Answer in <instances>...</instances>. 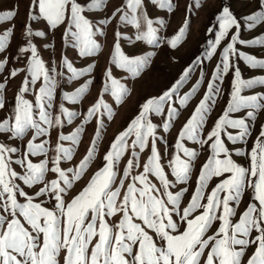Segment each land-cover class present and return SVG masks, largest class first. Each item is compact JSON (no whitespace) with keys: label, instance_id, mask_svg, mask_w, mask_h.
Listing matches in <instances>:
<instances>
[{"label":"snow or ice","instance_id":"1","mask_svg":"<svg viewBox=\"0 0 264 264\" xmlns=\"http://www.w3.org/2000/svg\"><path fill=\"white\" fill-rule=\"evenodd\" d=\"M109 0H30L22 43L12 58L26 59L23 68L8 70V77L0 83V110L5 109L4 90L9 79L26 73L15 96L11 114L0 119V135L6 141H20L22 148L0 142V264H264V125L250 151L235 149V155L246 157L247 167L232 158L226 140L233 145L244 144L251 135L250 121L258 111H264V93L243 95L246 89L264 86V76L242 78L234 58L253 68L264 69V59L239 51L238 45L264 47V34L251 40L240 38L242 22L229 6H222L215 15V23L208 33L204 59L212 60L219 52V61L208 79L206 90L190 116L179 129L174 153L168 160L169 178L162 163L158 142L167 141L158 129L168 133L205 82L203 60L194 58L179 77L160 94L147 97L137 114L112 140L102 157L103 166L90 177L86 186L73 196L68 193L84 177L95 159L103 117L113 116V108L106 99L109 95L117 105L123 104L131 89L117 79L111 66L137 79L150 67L154 51L129 55L122 48V40L159 47L158 32L165 26L162 18H150L146 0H123L110 16L94 23L90 16L106 9ZM258 8L243 17L249 30L264 24V0H256ZM159 9L174 11L173 0H150ZM17 16L15 9L0 11V25ZM116 20L119 25L132 26L134 39L120 30L114 31V42L109 65L103 77L101 91L87 108L82 124L70 134L58 135L55 147L48 139L51 130L72 124L80 113L70 111L63 103L53 115L58 88V77L63 71L49 67L41 57L36 38H47L48 31L62 29L63 46L77 50L79 57H92L101 52L97 36L104 35L99 26ZM33 22L43 23L44 29L34 30ZM99 25V26H98ZM218 25V28H217ZM189 29L186 19L166 44L177 49ZM233 29L236 31L233 32ZM15 26L0 33V73L9 58L4 55L11 48ZM54 48V43L44 45ZM55 62H53L54 64ZM60 68L70 73V81L85 82L72 92L63 93V100L79 103L93 84L95 63L77 68L67 55H62ZM199 68V78L191 88L182 89ZM232 72L230 99L222 114L205 133L208 118L221 94L224 79ZM39 82V87L37 84ZM32 92L34 102L25 98ZM247 110L246 116L233 118L232 113ZM159 117L160 122H154ZM96 121L95 136L86 154L75 167H62L71 161L81 142L84 125ZM231 130H237L233 134ZM31 134L30 138H25ZM186 142L207 146L210 152L200 167L196 186L189 202L182 206L188 188L173 191L177 185L188 184L200 152L186 146ZM150 153L142 163L140 154ZM54 155L49 156V152ZM129 156L122 174L121 160ZM40 158L34 162L32 158ZM17 167L22 171H17ZM49 174L54 178L48 179ZM152 178L158 181L153 183ZM220 178L207 192L209 182ZM127 181V184H126ZM37 188L34 194L25 190ZM250 190V201L238 214L242 198ZM20 198H23L21 200ZM46 198V199H41ZM53 202L52 207L45 206ZM174 217H178V220ZM108 218H116L109 222ZM251 249V251H250Z\"/></svg>","mask_w":264,"mask_h":264},{"label":"rangeland","instance_id":"2","mask_svg":"<svg viewBox=\"0 0 264 264\" xmlns=\"http://www.w3.org/2000/svg\"><path fill=\"white\" fill-rule=\"evenodd\" d=\"M30 0H0V11L15 9L17 11V16L15 19L9 23L0 25V33L8 27L15 26V36L11 41V48L4 54L9 58V64L6 70L3 73H0V83L5 81V78L8 77V70L13 68H23L26 65V59L22 58L19 61H15L12 58L16 55L17 47L22 43V31L23 26L26 23V16L29 8ZM123 0H109L105 10L99 12L96 15L90 16V19L94 23H97L100 19L107 18L115 10L116 7L121 6ZM174 11L171 13L166 9L162 10L153 6L150 3V0H146V10L150 18L157 19L162 18L165 21V26L158 32L159 47L149 46L141 42H137L135 45H131L128 41L122 40V48L129 55H140L148 51H154L156 55L152 58L150 67L142 74V77L137 79H132L128 77L127 80L123 78L127 76L126 73L115 68L114 66L109 65L110 54L114 42V31L120 30L123 35L131 36L134 39L135 29L128 25H119L116 20L107 26H99L103 29L104 35L97 36L98 42L101 44V52L92 57L81 58L78 55V52L73 47L63 46L61 41L62 29L58 31H48L47 38H36L34 43L37 44V47L40 51L41 57L45 60L46 64L51 68L55 66L57 71H63L65 74L63 77H58V88L56 91V99L53 106V115L55 116L59 112V105L64 104L66 108L70 111H75L80 113L72 124L65 123V126L61 128H56L51 130L50 136L43 137L42 139H48L52 148L55 147L58 135L62 132L67 135L75 130L76 127L82 124L83 115L86 113L88 107L96 100L98 93L101 91L103 84L104 72L108 67H112L113 74L117 79H122V82L126 83L129 89H131V94L127 97L123 104L117 105L115 101L109 96L105 95L106 101L112 105L113 116L111 119L107 118V115L103 117L104 128L101 130V140L98 144V150L95 159L89 166L87 174L82 177L80 181L74 184L73 189L68 193L67 199H70L78 194L84 186H86L90 177L103 166L102 157L106 154L107 150L110 147V144L114 137L119 134L130 122V120L137 114L138 106L149 96L158 95L162 90H165L169 87L181 74L182 70L188 66V64L197 56H200L204 61L200 67H203L205 70V82L201 86L200 91L190 102V105L186 109H181L180 117L174 122L173 128L168 132L164 133L162 129H158V135L164 136V139L167 141L158 142V148L162 154V163L165 166L166 171L169 172V178L174 180V177L170 174V169L167 168L168 160L171 159L172 154L174 153V144L177 138L179 129L182 127L183 123L190 116L195 105L198 103L199 99L202 98L204 91L206 90V85L208 79L211 78V73L215 67V64L219 61V52L224 46L223 43L221 48L217 50L216 56L212 60L204 59V54L208 49V40H214V33H208L207 29L215 23V15L220 11L222 6H229L238 19L242 22V27L240 29V38L244 40H251L254 37L264 34V24L258 25L255 29L249 30L246 24L243 23V17L247 16L251 12L255 11L258 8V3L256 0H173ZM188 20L189 29L186 33V38L183 43L177 48L172 49L166 44V40L171 38L176 34L178 29L183 25L185 20ZM34 30H41L45 28L43 23L33 22ZM218 28V25H217ZM236 30L233 29V32ZM54 43V48H45V44ZM238 49L245 54L252 55L258 59H264V47L261 46H244L238 45ZM62 55H67L70 60L73 61L74 66L77 68L86 67L90 63H95L96 68L92 73L94 77L93 84L90 86L89 92L86 94L79 103L73 104L68 101L63 100V93L72 92L77 87H80L86 78H81L79 81H70L68 79L70 73L66 69L60 68V60ZM53 62H55L53 64ZM234 63L237 67L240 68L242 73V78L251 79L254 77L264 76V69H253L249 67L246 62L239 59V57L234 58ZM26 73H20L17 77L9 79L4 90L3 96L5 100L6 107L3 110H0V119H3L11 114L12 109L15 105V96L18 92V89L21 85V82ZM199 78V68L193 72L191 79L182 89V93L188 91L195 81ZM234 78L233 73L230 72L224 79L223 84L218 83V86L221 88V94L217 98V103L214 106L209 118L208 123L205 128V133L210 130L215 120L222 114L223 110L227 106V102L230 99L231 92V80ZM39 87V82L37 84ZM257 93H264V86H255L252 89H246L242 92L243 95H255ZM25 98L29 101L34 102L35 96L32 92L25 94ZM247 110H241L237 113H232L233 118H242L246 116ZM156 123L160 122V118L155 119ZM250 131L251 135L247 138V142L244 144L233 145L226 140L227 146L232 151V158L240 165L247 167L249 161L246 157L235 155V149L243 148L245 150L251 149L253 142L259 134L261 126L264 125V111H258L254 121H250ZM85 131L81 135V142L75 148V154L71 161H62V167H75L76 164L83 158L86 154L87 149L90 147V142L95 136V131L97 128L96 121L93 120L89 124L84 125ZM233 134L237 130H231ZM31 134L25 138L29 139ZM6 138L3 135H0V142H5ZM13 146H18L22 148L20 141H6ZM186 146L190 148H195L200 152L199 158L195 161L192 176L188 184L177 185L176 189L173 191H178L180 188H188V192L185 194L182 206H186L189 202L190 196L195 189L196 179L200 167L205 162L206 158L210 154L207 150V146L204 149H200L199 145H195L192 142H186ZM23 150V148H22ZM150 153L146 150L144 153L140 154L141 162L143 163L147 155ZM54 155L53 152H49V156ZM40 158H32L34 162H39ZM129 156H125L118 165V168L122 174L123 168L126 166V161ZM17 171H22L17 167ZM54 178V174H49L48 179ZM220 178H213L209 182L207 192H210L211 189L219 182ZM153 183H157L154 178H152ZM127 184V181H126ZM23 186V185H22ZM25 190L30 194H34L37 188L28 189L26 186ZM23 200V198H20ZM46 199V198H41ZM250 201V190L242 198V201L237 209L238 214L242 212L246 205ZM53 202L49 201L45 206L52 207ZM178 220V217H174ZM109 222H114L116 218H108ZM251 251V249H250Z\"/></svg>","mask_w":264,"mask_h":264}]
</instances>
